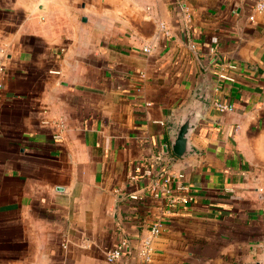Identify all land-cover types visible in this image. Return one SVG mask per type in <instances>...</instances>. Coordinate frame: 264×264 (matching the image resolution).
I'll list each match as a JSON object with an SVG mask.
<instances>
[{
  "label": "crops",
  "instance_id": "crops-1",
  "mask_svg": "<svg viewBox=\"0 0 264 264\" xmlns=\"http://www.w3.org/2000/svg\"><path fill=\"white\" fill-rule=\"evenodd\" d=\"M254 3L0 0V264H264ZM204 92L192 150L177 156L176 121ZM145 170L172 189L181 177L175 193L190 199H153ZM122 237L132 250L109 263Z\"/></svg>",
  "mask_w": 264,
  "mask_h": 264
},
{
  "label": "built area",
  "instance_id": "built-area-1",
  "mask_svg": "<svg viewBox=\"0 0 264 264\" xmlns=\"http://www.w3.org/2000/svg\"><path fill=\"white\" fill-rule=\"evenodd\" d=\"M264 11V0H255V3L253 5V12L249 15V19L253 20L254 15L257 12ZM162 29L166 34H168V30L164 26L163 23L160 24ZM144 51H149L148 46L143 47ZM214 50V48L212 49ZM230 67H234V65H229ZM221 77H224V74H220ZM4 79H5V71H4V66L0 62V91L4 88ZM216 107L221 110H229L231 109V106L229 104H225L219 101L215 102ZM63 124V121H60V125ZM57 138L60 137L59 134L56 135ZM142 170H140L138 167L136 168V175H138ZM143 175L149 176L151 178L150 185H149V192L153 199L159 200V201H165L167 206L169 208L173 207L177 203H186L190 197L186 194L180 195L176 194L175 190L177 189L178 191H185L187 189V186L184 184V181L181 177L177 181V185L175 189L171 188L169 186V183L171 181V177L169 173L166 174H154L151 170H145L143 171ZM136 177V176H134ZM131 199H139L138 194H131L130 195ZM169 211V209L167 210ZM162 224L160 222H156L153 224L150 229H149V234L144 238L143 240V254L148 260L150 258V253H151V241L152 238L161 232ZM132 250V246L130 243L129 238L127 237H122L115 245L109 247L106 249L105 254H106V259L109 263H117L118 261L122 260L126 255H128Z\"/></svg>",
  "mask_w": 264,
  "mask_h": 264
},
{
  "label": "water",
  "instance_id": "water-1",
  "mask_svg": "<svg viewBox=\"0 0 264 264\" xmlns=\"http://www.w3.org/2000/svg\"><path fill=\"white\" fill-rule=\"evenodd\" d=\"M207 101L206 93L199 95L196 104L191 105L176 121L170 143V149L177 156L183 157L192 150L190 135L201 114V109Z\"/></svg>",
  "mask_w": 264,
  "mask_h": 264
}]
</instances>
